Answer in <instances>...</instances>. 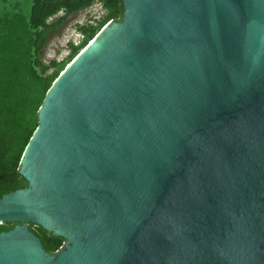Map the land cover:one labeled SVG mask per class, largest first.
Masks as SVG:
<instances>
[{
  "label": "water",
  "instance_id": "95a60500",
  "mask_svg": "<svg viewBox=\"0 0 264 264\" xmlns=\"http://www.w3.org/2000/svg\"><path fill=\"white\" fill-rule=\"evenodd\" d=\"M122 4L37 110L0 264H264V0Z\"/></svg>",
  "mask_w": 264,
  "mask_h": 264
},
{
  "label": "trees",
  "instance_id": "16d2710c",
  "mask_svg": "<svg viewBox=\"0 0 264 264\" xmlns=\"http://www.w3.org/2000/svg\"><path fill=\"white\" fill-rule=\"evenodd\" d=\"M94 2L101 3L104 16L95 24H78L76 29L82 38L78 44L69 42V56L45 64L41 51L48 33L57 27L61 18ZM59 12L63 13L61 18L50 22ZM122 12V0H32L28 15L21 12L0 15V197L27 185L18 171L19 162L37 126L36 113L48 88L81 48L108 21L122 16ZM10 223L1 224L0 230L12 228ZM30 229L40 237L49 253L64 242L62 237L53 236L40 226Z\"/></svg>",
  "mask_w": 264,
  "mask_h": 264
},
{
  "label": "rangeland",
  "instance_id": "374dc122",
  "mask_svg": "<svg viewBox=\"0 0 264 264\" xmlns=\"http://www.w3.org/2000/svg\"><path fill=\"white\" fill-rule=\"evenodd\" d=\"M31 2L32 0H0V15L12 12H21L28 15ZM62 14V12L57 13L50 18L49 21H56L58 18H61ZM104 14L105 10L101 5L98 2H94L85 9L73 12L72 14L61 18L57 27L48 33L47 41L41 51L42 61L45 64H48L52 59L61 61L68 57L70 54L69 42L78 43L82 38L77 31L76 26L78 24L86 23L95 24L97 20L104 16ZM51 71L52 68L48 70L47 74ZM30 227L33 229L37 228L36 225H30ZM61 245H63V242Z\"/></svg>",
  "mask_w": 264,
  "mask_h": 264
},
{
  "label": "flooded vegetation",
  "instance_id": "af4514ba",
  "mask_svg": "<svg viewBox=\"0 0 264 264\" xmlns=\"http://www.w3.org/2000/svg\"><path fill=\"white\" fill-rule=\"evenodd\" d=\"M10 224H11L12 227L15 225V223H10ZM28 226H29V228H30V225H29V224H28ZM63 244H64V242H63ZM61 246H62V245H61ZM61 246H60V247H61ZM60 247H59V248H60ZM59 248H58V249H59ZM58 249H57V250H58Z\"/></svg>",
  "mask_w": 264,
  "mask_h": 264
},
{
  "label": "built area",
  "instance_id": "2783aa9c",
  "mask_svg": "<svg viewBox=\"0 0 264 264\" xmlns=\"http://www.w3.org/2000/svg\"><path fill=\"white\" fill-rule=\"evenodd\" d=\"M99 3V2H98ZM100 5H101V3H99ZM101 7L103 8V6L101 5ZM104 9V8H103ZM105 10V9H104ZM79 34L82 36V34L79 32ZM80 42V41H79ZM78 42V43H79ZM74 44H78V43H75V42H73Z\"/></svg>",
  "mask_w": 264,
  "mask_h": 264
}]
</instances>
